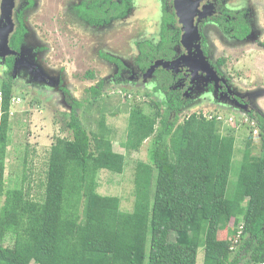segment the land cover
Returning a JSON list of instances; mask_svg holds the SVG:
<instances>
[{"label": "trees", "instance_id": "obj_1", "mask_svg": "<svg viewBox=\"0 0 264 264\" xmlns=\"http://www.w3.org/2000/svg\"><path fill=\"white\" fill-rule=\"evenodd\" d=\"M125 2H94L80 10L86 16L102 18L111 12L114 17ZM161 7V41L157 47L139 45L141 70L154 59L169 58L179 37L170 3L161 0ZM224 15L226 19L215 20L224 31L238 39L250 34L243 13ZM18 25L9 40L14 51L25 32ZM6 61L10 68L12 57ZM156 75L160 81L149 95L156 97L161 90L165 99H156L151 113L131 110L128 116L125 150L136 151L150 139L149 162L138 161L135 167V201L129 212L121 210L117 196L97 192L98 173L121 174L125 157L114 151L103 120L98 131H87L77 113L78 102L66 114L71 136L57 138L50 147L42 199L32 198L24 171L16 187L5 188L13 85L9 80L1 83L0 264H198L199 249L201 264L264 261V115L249 114L258 131L260 154L252 155L253 140L247 138L234 195L228 198L234 134L220 133L218 115L192 113L180 123L177 117L171 121L181 105L162 84L168 82L167 75ZM90 92L97 101L100 85ZM231 222L241 228L235 225L219 239V229ZM7 237L10 246H4ZM44 246L49 252L39 261Z\"/></svg>", "mask_w": 264, "mask_h": 264}, {"label": "rangeland", "instance_id": "obj_2", "mask_svg": "<svg viewBox=\"0 0 264 264\" xmlns=\"http://www.w3.org/2000/svg\"><path fill=\"white\" fill-rule=\"evenodd\" d=\"M82 1L31 0L24 7L21 0L25 34L11 69H7L5 60L10 55L0 54V86L6 80L13 85L5 188L16 187L24 171V185H29L32 198L42 199L50 147L57 138L71 136L65 127L66 114L71 104L78 102L81 107L77 113L87 131H98L103 120L114 151L125 157V168L121 174L108 171L98 173L97 192L117 196L121 210L129 212L135 201V167L138 161L149 162L147 147L150 139L144 141L136 151L125 150L123 144L126 141L128 116L131 110L151 113L153 107L158 105L156 99L163 100L164 95L157 93L156 97L150 96L155 86V82L149 78L151 75L121 84L115 83L114 76L119 69L117 63L122 64L127 72L136 73L140 43H159L161 2L129 0L128 12L124 17L98 25L78 15L77 6ZM168 1L174 8V0ZM186 4L195 10L193 24L198 33L196 51L206 66L199 67L200 62L197 61V65L193 64V58L197 57L188 51L185 28L177 16L182 32V49L187 57H181L172 64H154L152 69L186 68L194 76L193 80L202 83L203 88L194 90L190 105L183 108L178 117L174 114L171 121L177 117V123H180L192 113L220 115V133L234 134V154L226 192V197L232 198L247 138L253 140L252 155L260 154L258 131L249 114L264 115V0H186ZM222 9L243 13L250 26V34L243 42L232 40L218 31L220 27L213 16L219 15ZM1 21L0 10V52ZM12 23L14 29L13 20ZM200 30L207 45L206 57L200 47ZM218 59L224 60L220 66L216 65ZM207 80L226 83L232 95L241 97L240 107L214 101L216 88L204 91ZM99 85L101 94L94 101L90 90ZM231 118L233 120L229 122ZM3 199V196L0 197V206ZM235 225L236 222H231L229 226L221 227L218 238L225 239L228 229ZM240 226L238 223L237 228ZM11 243L7 237L4 246ZM48 252L49 247L44 246L38 260L43 261ZM202 259L203 250L199 249L197 263L201 264Z\"/></svg>", "mask_w": 264, "mask_h": 264}, {"label": "flooded vegetation", "instance_id": "obj_3", "mask_svg": "<svg viewBox=\"0 0 264 264\" xmlns=\"http://www.w3.org/2000/svg\"><path fill=\"white\" fill-rule=\"evenodd\" d=\"M22 2L24 3L23 4L24 7H27L30 4L31 0H22ZM94 2L95 3L96 2H100V3L107 2L108 4H112L114 2V3H117V4H121L122 0H84V1H82L77 6V10L76 11H77L78 15H80L83 19L87 20L89 23H95V24H98V25L103 24V23H108V22H110L113 19L124 17L127 14V12H128L129 0H127V2H125L124 10L121 13L118 12V14H116V16H114V17L111 15V12H109L106 15L104 14L105 16L103 15L102 18L98 17V16H94V15L86 16L84 13H82V10H80L81 7H83V6L85 7L86 4L89 5V6H92V5H94ZM160 2H161V0H160ZM20 4H21V0H15V4H14L13 10H12V14H11V18H12V20L14 22V29L12 30V32L10 33V35L8 37V43H9L10 37L15 32L16 28L19 26L18 25L19 22L23 25V19H22V14H23L22 6L23 5L20 7ZM170 5H171V3H170ZM18 7H20V8H18ZM172 9H173V11L175 13V17H177L176 12H175L173 7H172ZM224 11L225 10L222 9L220 11L219 15L213 16V17H215V20L217 18L222 17V16L225 18ZM161 16H162V7H161ZM244 20H245V18H244ZM176 23H177V27H178V31H179V37L177 39V42H175L174 46L172 47L173 48L172 49L173 54L169 58H165L164 57V58L154 59L152 61V63L149 65V67H147L145 70H141L139 68L137 62H136L137 71L134 74H131V73L127 72L123 68L122 64H120L121 67H118L119 69H118V72L116 73V75L118 76L117 80L119 82H116V79H115L116 75L114 76V81H115L116 84L129 83V82H133L134 79L138 80V79H140L142 77L151 75L149 78L152 79V81L155 82V86H157L158 82L160 81V78L156 75V73L159 72V73H162V74H166L169 80H168V82H162V84L163 83L167 84L168 90L173 92V94H172L173 97L176 98L177 102L180 103V105H181V108H180L179 112L177 113V117H178V114L180 113V111L183 108H185L188 105H190L191 99H192V97L194 96V93H195L194 90L197 87H199V88H203V87H201L202 83L199 84V82L196 79L193 80L194 76L191 74V72H189V70L187 71L186 68H180V67L178 68L177 67L176 70H165L162 67H157L155 69H152L154 63L157 62V61L167 62V63H171L172 64L174 62L175 63L178 62L179 59H181V57H184V58L187 57V55L185 54L186 51L184 52V50L182 49V42H181L182 32H181V29L178 26L177 18H176ZM217 24L220 27V30H218V31L222 35H225L226 37H228V38H230L232 40L243 42L244 39H246L248 37L247 36V37H244L243 39H238L235 36H233V35L229 34L228 32L224 31L223 28H221V26L219 25V23H217ZM249 29H250V26H249ZM160 30H161V25H160ZM221 30L224 33H222ZM24 34H25V32H24ZM200 36H201V39H200V41H201L200 42L201 51H202L203 55H205V57H206L208 55V53H207V45H206L205 38L203 37L201 30H200ZM160 41H161V37H160ZM160 41H159V43H160ZM146 42H148V41H146ZM143 43H145V42H143ZM143 43H140V44H143ZM148 43H150V42H148ZM159 43L157 45H153L152 43H150V44L157 47L159 45ZM139 45H138V47H139ZM193 50H194V48L188 49L189 53H193ZM18 51H16V52H18ZM138 53H139V48H138ZM139 55H140V53H139ZM139 55H138V59H139ZM8 57H12V62H13L15 55H10ZM8 57H6L5 60H7ZM138 59H137V61H138ZM223 62H224L223 59H218L217 62H216V65L220 66V65L223 64ZM201 64L203 65V63H201ZM11 67H12V65H11ZM11 67L7 68V69H11ZM150 69H152L153 71L150 72ZM205 82L206 83L204 84V91L208 90V89H211L213 91L214 87L216 88V90H215L216 91V94H215L216 97L213 100L216 101L217 103H221V101H222V103H228L230 105H235L236 104L237 106H239V104H241V102H242V99H240L241 97L239 98V97H236L235 95H232V92L230 90H228V85L226 83H223V82H218L217 83L214 80L213 81L207 80ZM153 88H152V91H153ZM229 92H230V95H229ZM157 93H163V95H164L163 100L165 99L166 92L159 90V91L155 92V95ZM236 102H239V103H236ZM174 114L175 113H172V117L174 116Z\"/></svg>", "mask_w": 264, "mask_h": 264}, {"label": "water", "instance_id": "obj_4", "mask_svg": "<svg viewBox=\"0 0 264 264\" xmlns=\"http://www.w3.org/2000/svg\"><path fill=\"white\" fill-rule=\"evenodd\" d=\"M14 4H15V0H1V3H0L1 20H2L1 21V24H2L1 25L2 26L1 46L2 47H1V52H0L1 56H4L6 54L15 55L17 53L16 51L11 50L9 48V43H8V34L13 30L11 14H12ZM189 7L190 6H187L186 4V0H174V9H175L176 15L181 19L184 25V28H185V39L188 42V48L189 49L194 48L193 53L195 54L197 58H200L198 52L196 51V44H195L198 38L196 27L193 24V17L195 14V10H194V7H190V9ZM197 58H193L194 59L193 64L197 65L195 64V62L196 61L200 62L198 66L204 68L206 66L205 63L201 61V58L200 60ZM159 63L161 62L157 61L154 64L156 65ZM201 63H203V65ZM151 70L152 69H150V71Z\"/></svg>", "mask_w": 264, "mask_h": 264}, {"label": "built area", "instance_id": "obj_5", "mask_svg": "<svg viewBox=\"0 0 264 264\" xmlns=\"http://www.w3.org/2000/svg\"><path fill=\"white\" fill-rule=\"evenodd\" d=\"M0 100H1V93H0ZM210 117H211V116H209V118H210ZM216 119H217L218 121H221V120H222V117H221L220 115H218V116L216 117ZM232 120H233V118L229 119L228 121H229V122H232ZM239 228H241V226H240ZM259 264H264V261L261 262V263H259Z\"/></svg>", "mask_w": 264, "mask_h": 264}]
</instances>
